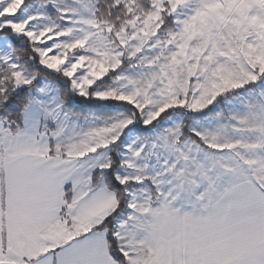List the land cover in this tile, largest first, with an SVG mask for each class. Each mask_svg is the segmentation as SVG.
Here are the masks:
<instances>
[{"label": "snow or ice", "instance_id": "obj_1", "mask_svg": "<svg viewBox=\"0 0 264 264\" xmlns=\"http://www.w3.org/2000/svg\"><path fill=\"white\" fill-rule=\"evenodd\" d=\"M0 264H264V0H0Z\"/></svg>", "mask_w": 264, "mask_h": 264}]
</instances>
